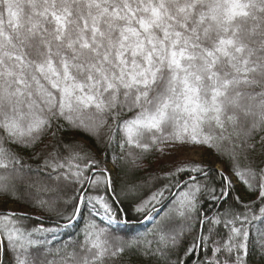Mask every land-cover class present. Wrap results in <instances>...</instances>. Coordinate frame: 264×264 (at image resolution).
<instances>
[{
	"label": "snow or ice",
	"instance_id": "1",
	"mask_svg": "<svg viewBox=\"0 0 264 264\" xmlns=\"http://www.w3.org/2000/svg\"><path fill=\"white\" fill-rule=\"evenodd\" d=\"M185 148L215 160L179 161L142 198L145 160ZM24 189L57 224L0 212V264L264 262V0H0V196ZM84 211L85 240L53 249Z\"/></svg>",
	"mask_w": 264,
	"mask_h": 264
},
{
	"label": "trees",
	"instance_id": "2",
	"mask_svg": "<svg viewBox=\"0 0 264 264\" xmlns=\"http://www.w3.org/2000/svg\"><path fill=\"white\" fill-rule=\"evenodd\" d=\"M79 139V137L77 138ZM89 145H91V141L88 142ZM98 147H103L102 145H99ZM119 151V149H116ZM93 153L96 155L97 159H103V152L98 151L97 147L92 148ZM209 156H214L211 153H207ZM218 164H220L219 161H216ZM179 163L177 162H168L164 160V155L161 156L158 152L151 155L148 159L144 162V168L141 169L137 173V182L142 184L143 187L139 193V195L142 198H147L151 194L152 191H155L157 188H160L163 186L164 183H167L168 181L164 178V173L168 172L173 169V166L175 164ZM221 165V164H220ZM221 170H225L223 165H221ZM213 167H215L213 165ZM216 168V167H215ZM228 175H231L234 178V181L236 182L234 185L236 186L237 190H242V185L237 181L236 177L232 175L231 172H228ZM179 179V177H178ZM183 179H187V176H183ZM218 179V178H217ZM33 195H37L36 191L33 189L31 190ZM177 193V189H172L171 193L166 192V201L165 203L170 202L173 199V196ZM18 195L20 196L19 201L15 200H6L3 196H0V198L4 199L8 203L16 204L21 208L28 209L29 213L22 214L21 219L19 220V225L27 230H31L33 228H52L55 227L57 224V217L55 213H49L47 211H41L39 208H34L31 206V204L28 202V190L24 189L23 191L19 192ZM58 194L55 192H49V193H40L41 198L43 199H52L56 197ZM59 195L62 196V199L58 201L57 208L59 211L63 212L65 215H68L72 213L73 208L71 204H65L64 200L67 199L68 196L72 195L71 189H65L63 193H60ZM235 195V193H234ZM203 211H205L209 216L213 215L214 212L217 211V207L213 206L211 202L208 200H203ZM231 204V201H229V204H226L225 207H228ZM124 210L130 215L135 216V213L132 210V201L131 200H125L123 203ZM157 207H160L157 205ZM5 211V210H4ZM3 212V211H0ZM18 214H21L19 212H16ZM89 221V214L87 211L83 212L82 216H76L72 223L67 228H61L57 234L51 238V245L53 249H63L64 245L66 243L71 242L72 244H76L77 242H83L85 240V228ZM59 223L63 225L65 223L64 220H60ZM105 225H101V227H104ZM151 223L147 221L141 220L140 223H137L135 225L136 231L133 233V235H140L143 236L145 233L148 232V230L151 228ZM115 227V225H114ZM219 230H223L222 226H217ZM192 236L188 235L187 240L184 241L182 248L178 251H183V248H186L188 246V243L191 241ZM71 251V247L68 249ZM49 260L51 259H58V257H54L53 255H49L47 257ZM174 259V257H173ZM196 257H192L189 260V264H195ZM107 264H129V257L123 256L121 259H117L115 262H107ZM131 264H135V258L133 257L131 259ZM253 264H264V262L260 261L259 255H256L253 257Z\"/></svg>",
	"mask_w": 264,
	"mask_h": 264
},
{
	"label": "rangeland",
	"instance_id": "3",
	"mask_svg": "<svg viewBox=\"0 0 264 264\" xmlns=\"http://www.w3.org/2000/svg\"><path fill=\"white\" fill-rule=\"evenodd\" d=\"M188 159H197V160H206V161H214L213 157L209 156L207 153H201L199 150L197 151H192L190 149H182L177 153L174 154H165L164 155V160L168 162H177L181 160H188ZM213 165L221 169L222 166L218 164L216 161L213 163ZM107 167H111L110 164L105 165ZM229 179L232 181L233 184L236 182L234 181V178L231 175H228ZM12 211V212H19L21 214H26L29 213V210L26 208H21L16 204L8 203L4 199L0 198V211Z\"/></svg>",
	"mask_w": 264,
	"mask_h": 264
}]
</instances>
